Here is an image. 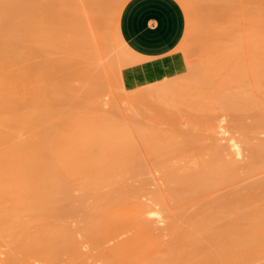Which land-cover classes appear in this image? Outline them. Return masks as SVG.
I'll return each instance as SVG.
<instances>
[{"label": "bare ground", "instance_id": "6f19581e", "mask_svg": "<svg viewBox=\"0 0 264 264\" xmlns=\"http://www.w3.org/2000/svg\"><path fill=\"white\" fill-rule=\"evenodd\" d=\"M122 2L0 0V207L4 198L12 202L0 216L18 223L11 259L25 253L48 264H264V148L248 134L264 133V0H212L222 26L214 44L194 46L190 67L175 57L123 65L114 59L116 36L102 24ZM172 62L173 75L158 82V68ZM106 72L120 83L105 76L114 84H101ZM142 79L155 87H129ZM108 88L109 111L87 104ZM122 97L133 98L128 118ZM221 111L240 135L230 138L226 154L215 122ZM249 111L252 121L241 120ZM207 138L213 144H203ZM244 150L254 154L245 166L236 158ZM186 168L192 171L176 176ZM152 171L163 173L165 193L149 191L151 181H130ZM161 218L168 219L166 233Z\"/></svg>", "mask_w": 264, "mask_h": 264}, {"label": "rangeland", "instance_id": "374dc122", "mask_svg": "<svg viewBox=\"0 0 264 264\" xmlns=\"http://www.w3.org/2000/svg\"><path fill=\"white\" fill-rule=\"evenodd\" d=\"M128 0H123V2L121 3V8H120V10L117 12V14H116V16L115 17H113L112 15H110V14H106V16H109L110 15V20L112 19V21H109L108 20V18H106V16H105V18L107 19H103V20H105L104 21V23L102 24L103 26H102V29H104V30H106L107 31V33H109L110 34V36H111V34H113L112 36H116V39L115 38H112V36H111V38H112V41H111V53H113L114 52V55H118L117 57L116 56H114L113 54H112V56L114 57V59H117V58H119V56H120V58H119V62L123 65V64H125L126 62H128V63H132V62H138V63H141V62H143V60L144 61H150V59H165L166 60V58H168V59H170L171 60V58L172 57H175L176 59H178V60H187L188 61V66L190 67L191 66V63L190 62H193V58H195V56L193 55V54H191V52L195 49V47L194 46H200V44H202V43H205V42H207L208 40L209 41H212L211 43L212 44H214L213 43V40L214 41H216V38L218 37L217 35H218V30L221 28V26H218V25H220L222 22H220V21H222V20H220L219 19V16L216 14V10H215V8L213 7V6H215V5H213V3L214 2H212V0H190L189 1V7H188V3H187V1L185 2V0H177L180 4H181V6L183 7V9H184V11H185V15H186V21H187V26H186V32H185V36H184V38H183V41L181 42V44L173 51V52H171L170 54H168V55H166V56H163V57H158V58H142V57H139V56H137V55H135V54H133L132 52H130V51H128V50H126L125 49V51L124 50H121L123 47H121L122 45L120 44H118V42L117 41H121V42H123L124 44H125V42L122 40V38H121V36H120V34H119V27H118V23H119V17H120V14H121V11H122V9H123V7H124V5L126 4V2H127ZM203 1H204V3H203ZM206 1V2H205ZM209 1H211V3L209 2ZM239 5H251V0H238V2H237ZM201 4H202V7H201ZM205 4H206V7H205ZM207 5L211 8H209V7H207ZM213 5V6H212ZM193 7H196V9L195 8H193ZM192 8V9H191ZM199 8V12L197 11V9ZM208 10H207V9ZM193 9H194V11H193ZM196 10V11H195ZM204 10H206V11H204ZM215 10V11H214ZM208 11V12H207ZM201 12V14H200V16L198 15L199 13ZM203 12H205L204 13V15L206 14H211V17L210 16H208V18H207V16L205 15H203ZM213 12V13H212ZM214 12H215V16H214ZM195 14V15H194ZM105 15V14H104ZM104 15H102V17H104ZM217 15V16H216ZM202 16V17H201ZM112 17V18H111ZM198 17H200V18H198ZM210 17V18H209ZM214 17H215V19H214ZM218 17V18H217ZM211 19H213V20H211ZM196 20V21H195ZM203 20H204V22H203ZM207 20V21H206ZM211 20V21H210ZM215 20V21H214ZM206 21V22H205ZM210 23H209V22ZM218 21V22H217ZM103 21L101 20V22L100 23H102ZM207 22H208V24H207ZM195 23V24H194ZM216 23H217V25H216ZM220 23V24H219ZM197 25V26H196ZM203 25V26H202ZM207 25V26H206ZM112 27V28H111ZM196 27V28H195ZM197 27H198V29H197ZM201 29H200V28ZM203 27V28H202ZM207 27V28H206ZM211 27V28H210ZM220 27V28H219ZM217 28H219V29H217ZM110 29H112V33L110 32ZM194 29H196V30H194ZM200 29V30H199ZM207 29V30H206ZM215 29V30H214ZM203 30V31H202ZM195 31V32H194ZM198 31V32H197ZM199 32H201V35H200V33ZM210 32H211V34H210ZM116 35H115V34ZM199 33V34H198ZM208 33V34H207ZM214 33V34H213ZM198 34V35H197ZM204 35H206V36H204ZM217 36V37H216ZM213 37V38H212ZM200 38H201V41H200ZM210 38H212V39H210ZM196 39H198V40H196ZM117 40V41H116ZM207 40V41H206ZM203 41V42H202ZM117 42V43H116ZM116 43V44H115ZM189 44H191V46H192V48H191V46L189 45ZM197 44V45H196ZM115 45H116V47H115ZM117 45H119V46H117ZM126 45V44H125ZM113 48V49H112ZM116 48V49H115ZM120 48V49H119ZM117 50V51H116ZM122 51H124L125 53H123L122 54ZM120 52V53H119ZM116 53V54H115ZM188 53H190L189 55H188ZM121 54H122V56H121ZM125 54V55H124ZM125 56V57H124ZM191 56V57H190ZM192 56H194V57H192ZM128 57V58H127ZM133 58V59H132ZM175 58H172L173 60L175 59ZM185 58V59H184ZM134 59H135V61H134ZM167 59V60H168ZM178 60H175L174 62L176 63V61H178ZM127 63V64H128ZM133 65H135V63L133 64ZM132 64H130V66H133ZM168 66V68H164V67H161L163 70H161V69H159L158 68V70H160V71H156L157 73H159V75L157 74V77L156 78H158V82H161V81H168L170 78L169 77H171L172 75H173V69L171 68V67H175L176 65L172 62V64H167ZM169 68H170V70H169ZM165 70V71H164ZM164 71V72H163ZM111 72V71H110ZM117 77H118V75H119V73H118V71L116 72V71H112ZM165 73V74H164ZM171 74L170 76H168V74ZM115 75H113V76H115ZM108 76V78H110L111 77V79H112V74H110V76H109V73H107L106 72V74L105 73H102L101 74V76H99V78H100V82H102V80H104L106 77ZM113 77V79L114 80H116L117 81V83L119 84L120 83V81H119V79L117 78V77ZM160 76V77H159ZM167 76V77H166ZM162 77V78H161ZM108 78H107V80L105 79L101 84H109V83H107V82H110V83H112V81L114 82V80L112 79V81L109 79L108 80ZM162 79V80H161ZM165 79V80H164ZM99 80V79H98ZM144 79H142L141 80V82L142 83H139L138 81H133V82H131L130 84H129V87H131V89H132V87L134 88V90L135 89H140V88H142V89H150V87H155V85H156V82H154V84L153 83H151L150 81H148V83H146V80H144ZM116 81L114 82V83H116ZM166 81V82H167ZM76 82V81H75ZM99 82V83H100ZM105 82V83H104ZM150 82V83H149ZM114 83H112V84H114ZM75 84H78V81L75 83ZM131 84H132V86H131ZM140 84H141V86H140ZM149 84V85H148ZM115 85H117V84H115ZM135 85V86H134ZM138 85V86H137ZM151 85V86H150ZM153 85V86H152ZM109 89V88H108ZM152 89V88H151ZM150 89V90H151ZM107 90V89H106ZM105 92V91H104ZM104 92H103V94L102 95H100L97 99L95 98V100H88L87 101V104L88 105H92V104H94L95 102H99L100 104H102V108H103V110H105V111H109V109L110 108H112V105H113V94H112V92H113V90L112 91H110V89H109V91L107 90L106 91V93L104 94ZM111 95H112V97H111ZM112 98V99H111ZM123 98V97H122ZM120 98L119 99V101H121V102H119L120 103V107H121V110H122V114H123V116L124 117H126V118H128V117H130L131 116V110H130V108L132 107V101L131 100H133V98H129V97H126V98ZM127 99V100H126ZM129 99H131L129 102H128V100ZM124 100V101H123ZM112 101V102H111ZM123 101V102H122ZM119 103H118V105H119ZM125 104V105H124ZM130 104V105H129ZM218 112H220V111H218ZM222 113H219V114H216V119H215V122L216 123H219V125H220V127L221 128H218L219 130H220V134L219 133H217L216 134V137H217V135L219 136L218 137V139L221 141H219L222 145H223V148L225 147V150L223 151V153L224 154H226L227 153V151L228 150H231L232 151V149H230L229 148V146H230V142H231V139L230 138H233V136H235L234 138H237V136H240L239 135V133L234 129L233 130V128L231 127L232 126V123H234V122H236L235 121V119L231 116V114H228V112H226V111H221ZM226 112V113H225ZM251 113H252V111H249L248 113H243L242 115H240V119L241 120H243L244 121V119H245V122H248L249 120H247V119H250V121L249 122H251L252 121V116H251ZM221 114V115H220ZM225 121H224V120ZM228 119V120H227ZM182 123H185L184 125H187L188 124V119H183L182 120ZM225 126V127H224ZM228 127V128H227ZM224 128H226V130L224 129ZM231 128V129H230ZM234 131V132H232V131ZM228 132V133H227ZM226 133V134H225ZM230 133H232V134H230ZM237 134V136H236V134ZM250 136H253V138H254V140H253V142L256 144V145H258V147L257 148H264V133H262V134H257V135H254V134H252V133H248ZM208 135V134H207ZM228 135V136H227ZM223 136H226L225 138L223 137ZM227 137H228V139H227ZM221 138H223V140L221 139ZM241 138V137H240ZM230 139V140H229ZM238 139H239V137H238ZM229 140V141H228ZM225 142V143H224ZM229 142V143H228ZM203 144H205V145H211V144H213V139L212 138H207L206 140H204L203 141ZM229 144V145H228ZM226 147L228 148L227 149V151H226ZM206 158H208V157H206ZM236 158H238L237 160H239V159H241V160H239L240 162H239V164L240 165H243V166H245L246 164H248L251 160H253V158H254V154H253V150H244L243 152H242V154L238 157H236ZM147 160H149V158H146ZM187 169V170H186ZM186 169H183V170H180V172H176V176H180V175H184V174H186V173H188V172H190V171H192V169H188V168H186ZM239 171H241V170H239ZM162 172L160 173H158V172H155V171H152V172H148V173H143L142 175H140V176H138V177H134V178H132L130 181L131 182H133L134 184H138V183H140V181L141 180H148V181H151V182H149V186H148V190L149 191H153V190H156L157 191V193H165V191H166V186L161 182V180L159 179V177L160 176H162ZM154 180V181H153ZM178 182L179 183H182L183 182V180H178ZM155 185V186H154ZM150 188V189H149ZM150 196V195H149ZM151 197V196H150ZM148 200V198L146 197H144V200ZM4 200H6V201H4V203L1 205V207H0V209L1 210H5V211H7L8 212V210L9 209H11V206H12V204H10V203H12L11 202V199H9L8 197L7 198H4ZM6 204V206H4ZM8 208V209H7ZM7 209V210H6ZM9 212H10V210H9ZM85 213H87L88 212V209H85V211H84ZM164 219V218H163ZM11 220H12V222H11ZM167 220L168 219H166L165 218V222H164V220H162V218H161V221L160 222H157L158 223V228L159 229H161V231L160 230H158V231H160V232H164V233H166L165 232V230H163V228H165L166 226L164 225L165 223H166V225H167ZM15 221V219L14 218H11V217H9V216H5V217H1L0 216V222H2V223H0V226H2V227H0V233H2V234H0V237L2 238H0V251L2 250L3 252L0 254V264L1 263H3V264H33V263H35V264H48V263H46V262H44V261H42V260H40V259H38V258H36V257H34V258H30V256L31 255H25V253H21V255H17L16 256V258H14V261H13V259H11V249L13 248V244H14V241L17 239V236L14 234L16 231H17V228H18V223L16 222H14ZM69 222H71V225H72V227L75 229V228H77L78 226H79V223L77 222V218L76 217H73V218H70L69 219ZM162 222V223H161ZM164 222V223H163ZM4 223V224H3ZM7 223V224H6ZM10 223V224H9ZM160 223H161V225H160ZM159 225H160V227H159ZM6 226V227H5ZM7 226H9V228H11V229H9ZM12 226V227H11ZM156 226H157V224H156ZM165 226V227H164ZM15 227V228H14ZM17 227V228H16ZM2 228V229H1ZM6 228V229H5ZM14 228V229H13ZM157 228V229H158ZM9 229V230H8ZM13 229V230H12ZM7 230H8V232H7ZM10 230H12V235H11V237H7V234L8 233H10ZM3 231V232H2ZM5 231V232H4ZM8 235H10V234H8ZM126 236V235H125ZM124 235H123V237H125ZM3 237H7V239H5V238H3ZM122 237V236H121ZM79 239H80V241H83L84 239H83V237H79ZM169 239V236L167 235V236H165V238H164V240H168ZM5 241V242H4ZM2 242V243H1ZM114 242L113 241H111V243H109L110 245H112ZM2 244V245H1ZM4 244V245H3ZM88 248L89 246L88 245H82V250H83V252H85V253H88V252H90V250H91V248L89 247L88 249H85V248ZM11 248V249H10ZM5 251V252H4ZM10 254H9V253ZM6 253H7V255H6ZM8 254H9V256H8ZM5 256H7V257H5ZM23 256H25V257H23ZM26 256L28 257V258H26ZM7 258H9V260L11 259L12 261H9ZM5 259V260H4ZM16 259V260H15ZM22 259H23V261H22ZM33 260V262H31L30 260ZM65 259H66V257H65ZM8 260V261H7ZM7 261V262H6ZM20 261V262H19ZM29 261V262H28ZM10 262V263H9ZM17 262V263H16ZM31 262V263H30ZM63 264H68L66 261L64 262H62ZM61 263V264H62ZM100 264V263H99Z\"/></svg>", "mask_w": 264, "mask_h": 264}, {"label": "crops", "instance_id": "0c3cea01", "mask_svg": "<svg viewBox=\"0 0 264 264\" xmlns=\"http://www.w3.org/2000/svg\"><path fill=\"white\" fill-rule=\"evenodd\" d=\"M186 15L177 0H128L119 17V34L127 48L142 58L173 52L183 41Z\"/></svg>", "mask_w": 264, "mask_h": 264}]
</instances>
